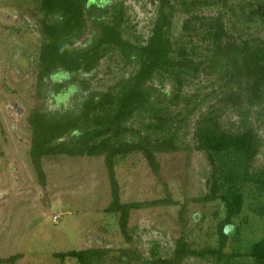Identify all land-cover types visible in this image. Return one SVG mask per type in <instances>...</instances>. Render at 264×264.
Segmentation results:
<instances>
[{
	"label": "rangeland",
	"instance_id": "374dc122",
	"mask_svg": "<svg viewBox=\"0 0 264 264\" xmlns=\"http://www.w3.org/2000/svg\"><path fill=\"white\" fill-rule=\"evenodd\" d=\"M117 2L122 3L123 37L132 42L147 40L159 16L158 0H108L109 8H114ZM235 2L243 8L241 0ZM39 4L40 0H0V260L15 259L14 262L0 264H77L74 259L61 262L55 254L86 250L107 251L106 264H146L152 251L155 258L171 259L176 241L182 234L187 241L194 242L193 248L197 251L214 248L216 226L223 213L217 202L196 204L194 201L207 193L210 168L206 156L196 149L190 133L200 112L209 105H220L210 93L223 85L222 80L216 75L205 77L202 73L194 78L187 74L183 76L187 80L182 90L178 91L182 98L191 100L190 104L195 101V107H187L184 101H179L178 110L183 115L190 114L186 120L188 127L183 124L177 151L153 154L157 172L151 169L142 153L129 151L125 155L116 154L111 163L106 154L96 157L46 156L40 161V178L29 155L31 129L27 116L31 110H61L56 115L65 112L78 116L88 99L98 97L125 70L122 73L117 70L111 58L114 56L117 59L118 53L114 52L102 58L94 72L86 74L79 71L74 77L61 80V87L57 88V81L51 84V81L40 80L37 74L42 37L39 22L44 16L39 11ZM171 7L177 9L170 19L171 39L187 36L196 48L199 47L200 35L189 36L187 31L193 25L184 27V21H188L193 14L181 12L174 1ZM217 10V6H203L197 13L204 18L213 16ZM237 11L239 14L240 10ZM56 18L53 16L51 19L54 21ZM84 19L86 30L95 33L88 12L84 14ZM255 19L247 27L258 29L261 23ZM242 24L239 29H242ZM225 30L233 38H238L241 33L236 28L230 31L229 25L225 26ZM87 33L73 47L90 40ZM262 33L264 29L261 37ZM185 37L183 39L187 42ZM242 39L246 40L247 36H242ZM185 46L190 48L189 43ZM70 84L76 91L68 95L65 104L57 106L53 98ZM163 86L165 92L172 96L175 91L172 83L166 81L161 84L154 80L153 87L157 91ZM195 94L211 99L207 98L204 105L198 108L200 97L195 99ZM247 101L243 98L236 106L224 107L221 119L233 131L241 123L255 129L260 146L253 167L258 169L264 165V111L259 109L261 118H255ZM261 103L263 107L264 100ZM166 110L173 114L176 108L170 104ZM248 110L249 116L246 113ZM130 126L140 127V122H130L127 127ZM126 139L124 143L129 144L137 138L127 135ZM114 184L121 203L142 205L130 212L127 230L131 241L121 234L117 217L105 211L111 203ZM164 198L173 201L172 205L152 204ZM244 202L240 218L242 220L246 215L249 225L241 228L240 244L232 241L235 233L229 238L226 253L233 248H239L241 254L245 253L248 245L262 234L264 212L256 217L252 211L256 212L257 207L264 206V196H255L254 191L247 188ZM183 205L184 222L179 219ZM242 258L243 264H254L245 256ZM182 264L217 263L208 256H191Z\"/></svg>",
	"mask_w": 264,
	"mask_h": 264
},
{
	"label": "trees",
	"instance_id": "16d2710c",
	"mask_svg": "<svg viewBox=\"0 0 264 264\" xmlns=\"http://www.w3.org/2000/svg\"><path fill=\"white\" fill-rule=\"evenodd\" d=\"M172 1L181 12L193 14L188 21H184V27L193 25L187 31L189 36L200 35L199 47L196 48L187 36L171 39L170 19L173 17L172 12L177 10L171 7ZM172 1L158 0L159 16L151 29V36L141 43L123 37L121 2L110 9L108 3L105 7H99L100 0H40L39 11L44 16L39 22L42 37L37 74L40 80L51 81V84L57 81V88L61 87L60 81L65 76L68 80L79 71L90 74L98 68L102 58L114 52L118 53L116 60L114 56L111 57L114 65L120 73L122 70L125 72L98 97L88 99L78 116L65 112L56 115L61 110H31L27 123L31 129L29 155L32 164L41 178L40 161L46 156L96 157L106 154L111 163L116 154L138 151L151 169L157 172L153 154L177 151L183 124L188 127L186 120L190 114L183 115L178 110L179 101H184L187 107H195V101L190 104L191 100L182 98L179 93L187 80L183 76L187 74L194 78L199 73L205 77L216 75L223 85L215 91L213 89L210 94L223 107L212 104L200 112L190 133L196 149L206 156L210 168L206 181L207 193L194 201L196 204L217 202L223 213L216 226V246L197 251L193 248L194 242L187 241L182 234L176 241L171 259L155 258V252L152 251L146 264H182L191 256H208L217 264H243L242 256H245L254 264H264V228L259 239L250 243L245 253L241 254L239 248L225 252L226 243L231 239L223 233L224 227L232 225L235 228L232 241L240 244L241 228L249 225L246 215L241 220L245 208V190L250 188L255 196H264V165L258 169L253 167L260 146L255 129L241 123L233 131L221 119L224 107L236 106L243 98L248 99V108L255 118H261V111H264V106L261 107L264 100V33L261 37L264 29V0H241L243 8L238 6L236 0ZM203 6H217L218 10L213 16L203 18L197 13ZM237 10H240L239 14ZM86 12L92 17L95 33L90 29H87V33L84 19ZM53 16L57 17L54 21L51 19ZM232 18L238 22L232 21ZM255 18L261 26L258 29L247 27ZM226 24L230 31L236 28L241 32L238 38L227 35L229 31L225 30ZM240 24L242 29L238 27ZM86 33L91 39L82 40L81 45L73 47ZM242 36H247V39H242ZM186 43L190 44L189 49ZM154 80L161 84L166 81L172 83L175 90L172 96L165 92L164 86L157 91L153 87ZM70 89L71 93L76 91L70 84L65 91H59L55 96L68 94ZM198 97L195 94L194 98ZM207 98L200 97L198 108L204 105ZM165 103L171 104L176 111L173 114L168 112ZM249 110L246 111L247 116ZM133 121L140 122V127H127ZM127 135L137 138L136 141L124 143ZM172 202L164 198L152 204L172 205ZM140 206L138 203H121L117 186H112L111 203L105 211L117 217L121 234L127 241H131L127 230L130 212L138 210ZM184 212L185 205L179 214L183 222ZM252 212L256 217L260 216L264 206ZM107 254L104 250H86L58 253L55 256L61 262L74 259L77 264H106ZM14 261L12 257L7 261L0 260V263Z\"/></svg>",
	"mask_w": 264,
	"mask_h": 264
},
{
	"label": "clouds",
	"instance_id": "9594fccd",
	"mask_svg": "<svg viewBox=\"0 0 264 264\" xmlns=\"http://www.w3.org/2000/svg\"><path fill=\"white\" fill-rule=\"evenodd\" d=\"M107 3H108V0H100V4L98 5L99 7H105L107 6ZM65 79L67 78V76L64 77ZM72 91V89L69 90V93L70 94ZM68 94H65L63 96H57V97H54L53 99L55 100L56 102V105H60V104H65V102L67 101L68 99ZM66 106V105H65Z\"/></svg>",
	"mask_w": 264,
	"mask_h": 264
},
{
	"label": "water",
	"instance_id": "95a60500",
	"mask_svg": "<svg viewBox=\"0 0 264 264\" xmlns=\"http://www.w3.org/2000/svg\"><path fill=\"white\" fill-rule=\"evenodd\" d=\"M223 233L227 237H231L235 233V228L232 225H227V226L224 227Z\"/></svg>",
	"mask_w": 264,
	"mask_h": 264
}]
</instances>
